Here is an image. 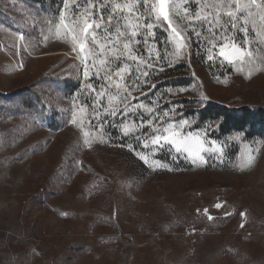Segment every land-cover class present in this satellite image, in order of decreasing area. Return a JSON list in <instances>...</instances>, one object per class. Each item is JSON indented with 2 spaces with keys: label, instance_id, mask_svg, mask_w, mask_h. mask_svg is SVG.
Instances as JSON below:
<instances>
[{
  "label": "rangeland",
  "instance_id": "rangeland-1",
  "mask_svg": "<svg viewBox=\"0 0 264 264\" xmlns=\"http://www.w3.org/2000/svg\"><path fill=\"white\" fill-rule=\"evenodd\" d=\"M155 1L161 47L139 0H64L40 43L0 26L5 89L64 60L83 82L49 97L60 131L0 115V264H264V142L151 95L176 63L209 103L264 102V0Z\"/></svg>",
  "mask_w": 264,
  "mask_h": 264
},
{
  "label": "trees",
  "instance_id": "trees-1",
  "mask_svg": "<svg viewBox=\"0 0 264 264\" xmlns=\"http://www.w3.org/2000/svg\"><path fill=\"white\" fill-rule=\"evenodd\" d=\"M155 2L139 0L142 14L153 27L155 37L160 41L156 43L161 47L167 43V25L156 15ZM63 3L64 0H0V26L40 43L57 27ZM26 12L31 15L32 23L26 19ZM191 56L196 61L194 52ZM164 71L170 74L169 78L157 81L151 95L159 100L160 109L172 105L178 107L179 114L174 116V121L192 122L190 127L193 130L207 128L211 131L209 137L218 141L228 143L238 137L240 142H264V102L255 103L250 98L241 105L234 102L209 103L201 95L197 81L185 64L172 63ZM40 74L29 85L10 90L0 82V115L34 118L44 129L60 131L66 123V114L59 109L54 111L49 97L58 92L69 95L78 92L83 83L81 67L70 60L59 64L45 63ZM161 157L160 152L156 154L157 159L170 163ZM181 163L187 165L183 159ZM83 167L88 170L87 165ZM94 180L98 179H92V186Z\"/></svg>",
  "mask_w": 264,
  "mask_h": 264
},
{
  "label": "snow or ice",
  "instance_id": "snow-or-ice-1",
  "mask_svg": "<svg viewBox=\"0 0 264 264\" xmlns=\"http://www.w3.org/2000/svg\"><path fill=\"white\" fill-rule=\"evenodd\" d=\"M119 7V5H117ZM133 35H136V33H133ZM127 47V45H125ZM221 54L223 55V50L221 51Z\"/></svg>",
  "mask_w": 264,
  "mask_h": 264
},
{
  "label": "water",
  "instance_id": "water-1",
  "mask_svg": "<svg viewBox=\"0 0 264 264\" xmlns=\"http://www.w3.org/2000/svg\"><path fill=\"white\" fill-rule=\"evenodd\" d=\"M161 2H162L163 4H166V3H167V0H161Z\"/></svg>",
  "mask_w": 264,
  "mask_h": 264
}]
</instances>
